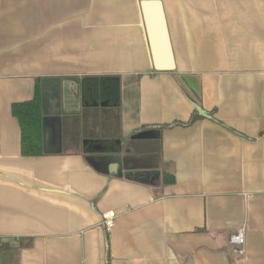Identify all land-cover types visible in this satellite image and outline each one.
<instances>
[{
  "label": "crops",
  "instance_id": "obj_1",
  "mask_svg": "<svg viewBox=\"0 0 264 264\" xmlns=\"http://www.w3.org/2000/svg\"><path fill=\"white\" fill-rule=\"evenodd\" d=\"M141 1L0 0V264H264V0H160L169 72ZM87 76L120 77L119 113L83 106ZM39 80L43 155L24 157L11 107ZM193 101L215 119L131 140Z\"/></svg>",
  "mask_w": 264,
  "mask_h": 264
},
{
  "label": "trees",
  "instance_id": "obj_2",
  "mask_svg": "<svg viewBox=\"0 0 264 264\" xmlns=\"http://www.w3.org/2000/svg\"><path fill=\"white\" fill-rule=\"evenodd\" d=\"M82 104L85 108L104 106L113 108L117 113L121 106V82L118 76H87L79 80ZM44 95L41 80L35 87L32 100L14 103L11 107L12 116L17 119L21 130V154L24 157H39L43 155V125H44ZM195 110L188 123H173L172 125L156 127L160 131L177 125L189 126L202 119L214 120V112H207L199 103L193 101ZM151 129L144 127L140 131ZM134 133V134H135ZM175 178L165 174L164 183L172 184ZM203 231V230H201ZM7 246H0L5 249Z\"/></svg>",
  "mask_w": 264,
  "mask_h": 264
},
{
  "label": "water",
  "instance_id": "obj_3",
  "mask_svg": "<svg viewBox=\"0 0 264 264\" xmlns=\"http://www.w3.org/2000/svg\"><path fill=\"white\" fill-rule=\"evenodd\" d=\"M140 8L146 29L153 68L159 72L175 70V59L162 1L143 0L140 3ZM45 94L46 91L44 90L43 95ZM160 137L161 131L158 128H151L133 134L131 140L149 141L158 140ZM113 166L117 169L119 164L116 163L110 166V172H112L111 167ZM126 175L133 178L142 177L140 172L133 171L132 169H129Z\"/></svg>",
  "mask_w": 264,
  "mask_h": 264
},
{
  "label": "built area",
  "instance_id": "obj_4",
  "mask_svg": "<svg viewBox=\"0 0 264 264\" xmlns=\"http://www.w3.org/2000/svg\"><path fill=\"white\" fill-rule=\"evenodd\" d=\"M117 215L114 211H108L102 215V224L106 230L112 229L116 224ZM232 245L239 246L240 249H235L238 255H244L243 245L245 244V230L241 229L236 234L232 235L229 239ZM2 241L0 240V246Z\"/></svg>",
  "mask_w": 264,
  "mask_h": 264
}]
</instances>
